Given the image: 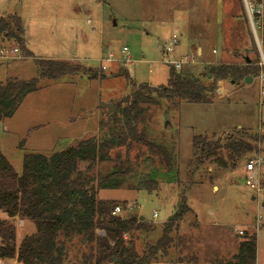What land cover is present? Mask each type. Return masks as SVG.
Instances as JSON below:
<instances>
[{
    "label": "rangeland",
    "instance_id": "obj_1",
    "mask_svg": "<svg viewBox=\"0 0 264 264\" xmlns=\"http://www.w3.org/2000/svg\"><path fill=\"white\" fill-rule=\"evenodd\" d=\"M247 1L262 3L255 22L249 18L252 14L245 0H0V17H20L22 37L33 54L24 56L20 50L18 58L0 59V81L38 77L34 59H66L87 70L56 80L41 79L39 89L29 93L11 117L0 121V151L20 172L26 153L49 155L98 135L99 122L107 115L103 104L115 107L136 88L124 76L116 75L119 70H126L135 85L158 86L166 84L170 62L183 58H188L187 63L176 71L189 68L194 74L212 64L240 65L245 57L264 61V0ZM173 35L178 44L166 53ZM1 40L0 45L8 49L17 45L8 38ZM124 46L130 64L123 63L125 56L120 50ZM201 47L205 49L203 57L197 51ZM109 52L114 60L105 62ZM259 66L257 75L248 76L250 81L219 82L210 102L156 98V103L147 106L145 122L139 128L146 126L148 139L168 147L169 163L133 140L129 148L116 150L122 158L128 152L134 174L124 187L101 190L99 197L125 200L124 210L119 205V214L153 226L149 232L138 230L124 236L132 239L137 253L158 239L162 224L185 204L188 209L183 207L177 228L170 233L169 256L161 264H232L220 252L223 242L227 248L236 247L245 233L256 234V264H264V194L252 199L253 193L242 179L244 161L223 171L212 158L194 155L192 147L195 135L223 140L240 127L264 132L260 104L264 68ZM259 148L264 156V142ZM219 152L225 155L222 149ZM109 167L111 163H103L94 170ZM146 179L157 181L153 191L135 189ZM213 184L217 191H212ZM0 219H6L4 212ZM203 220L220 223L231 238L202 225ZM13 224L16 245L35 232L34 223L27 219L16 218ZM82 249L73 240L66 264H80ZM157 260L151 264H158ZM0 264L20 263L5 259Z\"/></svg>",
    "mask_w": 264,
    "mask_h": 264
},
{
    "label": "trees",
    "instance_id": "obj_2",
    "mask_svg": "<svg viewBox=\"0 0 264 264\" xmlns=\"http://www.w3.org/2000/svg\"><path fill=\"white\" fill-rule=\"evenodd\" d=\"M259 16L252 14V20L257 21ZM22 34L20 17H0V37L15 41L24 56L32 57ZM246 58L240 65L206 66L200 74H194L189 68L176 71L171 67L166 84L158 86L135 85L126 70H119L116 75L124 76L136 88L99 122L98 135L83 138L49 155L26 153L20 172L0 151V210L8 218L27 219L35 225V232L24 236L17 246L13 222L0 219V260L15 259L20 264H66L73 240L85 249L81 251L80 264H151L167 257L173 240L170 233L177 228L183 211L188 209L185 204L162 224L158 239L137 253L132 239L124 236L138 230L149 232L153 226L135 216L112 214L115 206L122 205L124 210L126 201L100 198L99 192L124 187L128 177L134 174L128 152L123 158L116 152L122 146L129 148L132 140L156 151L169 163L168 147L148 139L146 126L139 128L145 122L147 106L156 103L158 98L210 102L222 80L238 82L258 74V58L249 61ZM34 62L39 69L38 77L0 81V121L11 117L24 98L39 89L41 79L56 80L87 71L67 60L34 59ZM263 142L264 132L258 129L249 132L240 127L223 140L195 135L192 147L194 155L199 154L201 159L212 158L221 170L227 171L257 152V145ZM221 149L225 155L219 152ZM103 163H111V167L105 171L94 170ZM156 184V180L146 179L135 189L145 187L153 191ZM229 261L256 264V234H243L236 254Z\"/></svg>",
    "mask_w": 264,
    "mask_h": 264
},
{
    "label": "built area",
    "instance_id": "obj_3",
    "mask_svg": "<svg viewBox=\"0 0 264 264\" xmlns=\"http://www.w3.org/2000/svg\"><path fill=\"white\" fill-rule=\"evenodd\" d=\"M245 4L248 10V13L255 14L260 13L262 10V3L260 1H257L255 3L248 2L245 0ZM250 20L251 16L249 17ZM12 43V41H11ZM178 44V39L176 35H173L169 44L165 48V52L169 53L173 50V47ZM19 46L14 45L11 46L10 49H8L6 46H0V58L2 59H9L13 60L15 58L19 57ZM121 54L125 56V60L123 63L130 64L132 63L131 57L129 56L128 48L126 46L122 47L120 50ZM114 60V54L112 52H109L106 56L105 62H110ZM188 58H183L178 61L170 62L172 67L177 70L179 69L183 64L187 63ZM259 64L264 68V61L259 62ZM106 65H103L102 68L105 69ZM264 71V70H263ZM261 87L264 88V74H262V81H261ZM260 93L264 95V90L261 89ZM261 106L264 108V98L262 101L260 100ZM260 144L257 145V152H255L251 157L247 158L244 161L243 164V171H242V179L244 183L248 186V188L252 191L253 195L257 199L259 196L264 194V174H263V168H264V156L262 155V152H260ZM258 200V199H257ZM120 213V207L115 206L112 210V214H119ZM157 213H153V217H156ZM259 221V220H257ZM259 225V223H257ZM238 233L242 234L243 230H239Z\"/></svg>",
    "mask_w": 264,
    "mask_h": 264
},
{
    "label": "crops",
    "instance_id": "obj_4",
    "mask_svg": "<svg viewBox=\"0 0 264 264\" xmlns=\"http://www.w3.org/2000/svg\"><path fill=\"white\" fill-rule=\"evenodd\" d=\"M24 29V28H23ZM2 42L4 41L3 40V38H2V40H1ZM160 43L161 44H163V42L162 41H160ZM1 46V45H0ZM198 54L199 55H201L202 57L204 56V51H205V49L203 48V47H201V48H199L198 50ZM215 51V50H214ZM2 61H7V60H5V59H2V58H0ZM66 60V59H65ZM205 63H207V62H210V61H207V59H204L203 60ZM2 82V81H1ZM216 189V191H217V185L216 184H213L212 185V191L213 190H215ZM103 198H108V197H103ZM115 199V198H114ZM252 199L253 200H256V198H255V196L253 195L252 196ZM262 205H264V201L262 202ZM0 212H2L3 213V211H0ZM6 215V214H5ZM6 219L7 220H9V221H14L16 218H8L7 216H6ZM17 219H19V218H17ZM201 224L202 225H204V226H209V227H211L212 229L211 230H220V232H222V233H224L225 235H223V238H231V235L229 234V232L228 231H226L224 228H220V227H223V225H221L220 223L219 224H217V222H214V223H211V224H209V223H206V220H203V221H201ZM217 226V227H219V228H215L214 226ZM212 235H214V233L212 234ZM229 238V239H230ZM233 243H235V242H233ZM18 246V245H17ZM223 248H221V250H220V252L222 253V255L223 256H225V259H227V260H230V258L234 255V254H236V252H237V248H238V246H236V247H231V246H229L228 248H227V245L225 244V242H223ZM169 256V255H168ZM167 256V257H168ZM222 259V258H221ZM166 260V257H164L161 261H159L158 262V260H157V262L156 263H158V264H161V263H163V261H165ZM14 262H16V260L15 259H12V263H14ZM166 262V261H165Z\"/></svg>",
    "mask_w": 264,
    "mask_h": 264
},
{
    "label": "water",
    "instance_id": "obj_5",
    "mask_svg": "<svg viewBox=\"0 0 264 264\" xmlns=\"http://www.w3.org/2000/svg\"><path fill=\"white\" fill-rule=\"evenodd\" d=\"M246 60L249 61L250 59L247 57ZM246 80L247 81H250L251 80V77H246ZM103 107H106L107 108V113H111L112 110H113V108H114V106H113L112 103H105V104H103Z\"/></svg>",
    "mask_w": 264,
    "mask_h": 264
}]
</instances>
